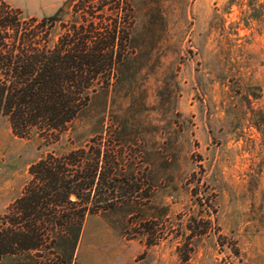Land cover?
Listing matches in <instances>:
<instances>
[{
  "label": "rangeland",
  "instance_id": "obj_1",
  "mask_svg": "<svg viewBox=\"0 0 264 264\" xmlns=\"http://www.w3.org/2000/svg\"><path fill=\"white\" fill-rule=\"evenodd\" d=\"M6 1L41 17L66 0ZM127 1L133 52L122 77L98 87L57 142L19 137L0 116V214L31 162L124 127L142 200L86 215L72 264H264V0ZM201 218L206 231L188 238ZM152 223L158 242L147 246ZM0 264L34 261L22 252Z\"/></svg>",
  "mask_w": 264,
  "mask_h": 264
},
{
  "label": "trees",
  "instance_id": "obj_2",
  "mask_svg": "<svg viewBox=\"0 0 264 264\" xmlns=\"http://www.w3.org/2000/svg\"><path fill=\"white\" fill-rule=\"evenodd\" d=\"M133 22L127 0H66L41 17H22L0 0V116L12 132L57 142L98 87L120 81L133 52ZM127 141L124 127H107L81 146L31 162L20 193L0 214V260L30 252L34 264H72L86 215L142 200L141 166ZM198 222L187 223L188 238L206 231L209 220ZM156 228L142 226L147 246L158 242Z\"/></svg>",
  "mask_w": 264,
  "mask_h": 264
},
{
  "label": "crops",
  "instance_id": "obj_3",
  "mask_svg": "<svg viewBox=\"0 0 264 264\" xmlns=\"http://www.w3.org/2000/svg\"><path fill=\"white\" fill-rule=\"evenodd\" d=\"M37 1H43V2H48V3H52V2H59V1H62V0H37Z\"/></svg>",
  "mask_w": 264,
  "mask_h": 264
}]
</instances>
